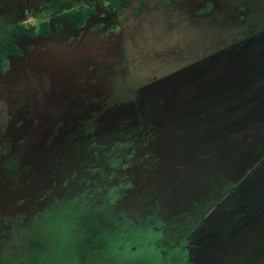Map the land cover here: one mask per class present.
I'll return each instance as SVG.
<instances>
[{"label":"rangeland","instance_id":"374dc122","mask_svg":"<svg viewBox=\"0 0 264 264\" xmlns=\"http://www.w3.org/2000/svg\"><path fill=\"white\" fill-rule=\"evenodd\" d=\"M46 1L0 0V41L21 49L0 71V256L13 255L0 264H221L223 251L190 237L200 226L190 212L206 205L212 219L242 205V230L258 223L259 206L240 200L264 201V0H70L94 9L83 26L43 13ZM43 19L46 36L7 31ZM129 134L148 163L126 169L115 221L101 215L95 229L68 207L39 215L102 184L86 164L93 140ZM256 228L261 247L244 243L225 264H264Z\"/></svg>","mask_w":264,"mask_h":264},{"label":"trees","instance_id":"16d2710c","mask_svg":"<svg viewBox=\"0 0 264 264\" xmlns=\"http://www.w3.org/2000/svg\"><path fill=\"white\" fill-rule=\"evenodd\" d=\"M117 3L118 6H125L126 0H117ZM41 10L45 14L60 12L66 21L78 26L85 25L87 19L94 15L93 8L89 6L75 8L73 2L70 0H48L42 3ZM60 28V25L56 26L57 30ZM7 31L10 36H46L51 30L48 21L43 19L37 24L29 22L13 23L8 26ZM20 54L21 49L13 41L9 39L0 41V71L6 69L8 56H18ZM130 135L131 134L126 136V141L99 142L97 140H93L88 146V149L91 150L92 157L89 158V161L86 162V164L88 163V171L95 173L96 175V178L92 183L101 182L102 184L98 185L97 188L91 186L90 189L85 191H81L82 188H74L75 190L73 189L74 191L72 190L71 194H65V198H62L60 201H56V206L46 208L40 212L39 215L44 212H61L65 209L64 207H68L75 211H79V209L87 210L86 212L90 214V217L96 226L95 229L106 226L101 215H105V218L109 219V222L111 220L115 221V216H112V219H110L113 210L112 207L114 208L115 204L118 205L120 203L119 200H121L122 197H125L124 188L130 184V180L128 178L129 175L127 174L125 168H128V166L132 164L135 166H140V164L147 166L146 162L143 160L146 157L148 158V153H144L141 156L138 153V151L141 150L139 144L135 139L131 140L133 137ZM135 157L139 158L134 160ZM123 159L124 165L121 167V170L117 172L118 168L116 167L122 163ZM161 159H163V157L157 156L150 162V164L153 165L156 161L159 162ZM151 165L148 164V166ZM77 183L82 184L81 182ZM79 184H74L73 187H81ZM95 195L97 196L95 197ZM35 226L31 228L30 232L34 231ZM85 227H87V225H85ZM92 227H89V231L92 230ZM90 234L94 238L93 234L95 233L90 231ZM1 256L4 259L7 258L13 260V255L11 256L9 253H4Z\"/></svg>","mask_w":264,"mask_h":264},{"label":"crops","instance_id":"0c3cea01","mask_svg":"<svg viewBox=\"0 0 264 264\" xmlns=\"http://www.w3.org/2000/svg\"><path fill=\"white\" fill-rule=\"evenodd\" d=\"M174 76L175 75H171V76L167 77V79L172 80ZM156 82L153 83V86L156 85L155 84ZM158 82L161 83V80H158ZM150 85H152V84H149L148 86H145L144 88L148 89L150 87ZM256 102H259V101L256 100ZM256 102L253 100L251 102V105H249L248 107H255V105H257V104H255ZM263 107H264V104H263ZM191 165H192V163H191ZM259 170H260V164L259 165L255 164V167H253L251 169V176H254V174L256 172H258ZM261 170H263V169L261 168ZM248 176H250V175L248 174ZM246 178L247 177H243L240 181L236 182L233 185L234 188H236V190H237L240 187L241 188L245 187L246 183L248 181ZM254 181L255 180L251 179L249 182H251V185H252L254 183ZM256 183H258V182L256 181ZM251 188H254V187H251ZM229 197H231V196H229ZM225 198H220V201H219L220 205L224 204L223 201L225 200ZM245 198L247 200H245ZM245 198H241L240 203L248 201V203L252 206H255V205L259 206V208H257V211L259 210V212H260V214L256 218H254V220L258 221V223L256 224V226H253L252 228H248L247 229L248 233L244 232L242 230V227H244V224H245L244 221L242 224H239V223L237 224V222L239 220L238 212L240 213L241 209L246 211V209H244V207L242 205H241V208H239L240 210H238V212L236 210L232 213L230 212L231 214L223 213V214L218 215L212 219H208L206 217L207 206L206 205L201 206L200 204H198L199 206H201V210L204 212H202V215H200V212H199L200 210L197 211V212H199L197 217L198 218H204V220H202L200 222V226L195 230V235H196V237L199 236L200 239L203 242H205V244H207V247H211L212 245L214 246L213 248L211 247V249H209L210 251H223L221 264H225L224 261H227L229 259V255H230L229 252L233 253L234 251L241 249L242 247H244V243H247V245H248V243H251V244L253 243L254 246H256L255 245L256 243L254 241V237L251 236L250 234H252L254 232L256 233L259 230L256 227L259 226L260 224L264 225L263 224V222H264V203L263 202L264 201L260 202V201H258L259 197H254V196H252V197L249 196V198H248V196H245ZM193 206H197V205L193 204ZM194 212L195 211H191L190 213L192 215H194V214H196V212L195 213ZM221 220L224 223H221ZM245 227H246V225H245ZM209 238H210V240H208ZM210 241H214L213 244H211ZM244 241H246V242H244ZM189 243H190V241H189ZM189 243H188V245H190ZM209 243H210V245H209ZM199 244L203 245L201 243H199ZM191 246H192V244L190 245V249H192ZM257 246L254 247V249H258V247H261V246H258V247ZM188 249H189V247H188ZM209 262H210V260H209Z\"/></svg>","mask_w":264,"mask_h":264},{"label":"flooded vegetation","instance_id":"af4514ba","mask_svg":"<svg viewBox=\"0 0 264 264\" xmlns=\"http://www.w3.org/2000/svg\"><path fill=\"white\" fill-rule=\"evenodd\" d=\"M88 20V19H87ZM91 139H89V141H90ZM148 162H146V164H147ZM157 163V161L154 163V164H156ZM123 165H124V159L122 160V163H120V165L118 166V167H116V168H118L117 169V172H119L120 170H121V167H123ZM143 164H140V166H142ZM140 166H138V167H140ZM131 167V166H130ZM129 168V167H128ZM127 167L125 168V169H128ZM127 171V170H126ZM128 174V173H127ZM79 179V177H77V180ZM131 184V183H130ZM66 185V184H65ZM59 186H61V189H66V187L65 188H63V186L64 185H59ZM48 192H50V191H47V193H46V198H48V197H50V195H49V193ZM46 198H44V199H46ZM193 217L195 218V220L193 221L194 223H192V225H195V227L196 226H199L200 225V222L202 221V220H204V218H200V220H196V218H198L197 217V214H194L193 215ZM1 224V223H0ZM2 230V228H0V231ZM195 230L196 229H192L191 230V236L190 237H192L193 235H195ZM185 238V237H184ZM191 243V242H190ZM188 247L190 248V245H188ZM1 257V256H0ZM0 262H1V259H0Z\"/></svg>","mask_w":264,"mask_h":264}]
</instances>
